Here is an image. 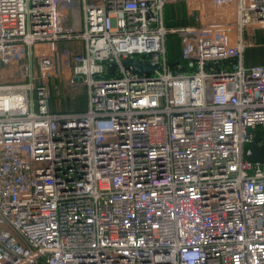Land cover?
Segmentation results:
<instances>
[{
    "label": "built area",
    "instance_id": "2783aa9c",
    "mask_svg": "<svg viewBox=\"0 0 264 264\" xmlns=\"http://www.w3.org/2000/svg\"><path fill=\"white\" fill-rule=\"evenodd\" d=\"M263 26L264 0H0V264H264Z\"/></svg>",
    "mask_w": 264,
    "mask_h": 264
},
{
    "label": "rangeland",
    "instance_id": "374dc122",
    "mask_svg": "<svg viewBox=\"0 0 264 264\" xmlns=\"http://www.w3.org/2000/svg\"><path fill=\"white\" fill-rule=\"evenodd\" d=\"M169 13V23L172 25H177L180 23H191L192 16L189 15V10L186 4L176 3L171 6ZM217 13L226 18L230 14V7L223 6ZM246 36L253 43L251 47L247 50L245 59L247 63H264V26L263 27H252L246 33ZM169 44L171 45L172 56L174 59L179 58L181 43L180 38L177 35H171L169 38ZM1 68V66H0ZM5 71H1V76H5L8 71V67L3 68ZM50 83L52 85L51 93V107L63 110H82L86 108V95L82 88L74 91L69 88L65 83L60 84L56 78H51Z\"/></svg>",
    "mask_w": 264,
    "mask_h": 264
},
{
    "label": "water",
    "instance_id": "95a60500",
    "mask_svg": "<svg viewBox=\"0 0 264 264\" xmlns=\"http://www.w3.org/2000/svg\"><path fill=\"white\" fill-rule=\"evenodd\" d=\"M124 64L131 67L132 71L136 73H152L157 67L149 62H142L138 58L132 57L125 60ZM115 67L116 64L111 66V72L115 69ZM249 158L254 161H262L264 159V150L256 144H253Z\"/></svg>",
    "mask_w": 264,
    "mask_h": 264
},
{
    "label": "crops",
    "instance_id": "0c3cea01",
    "mask_svg": "<svg viewBox=\"0 0 264 264\" xmlns=\"http://www.w3.org/2000/svg\"><path fill=\"white\" fill-rule=\"evenodd\" d=\"M176 3H183V2H182V1H179V2H173V3H169V4H168V6H167V8H166V14H167V18H168V20H169V15H168V14L170 13V12H169V11H170V10H169L170 8H168V7L171 6V5H173V4H176ZM170 14H171V13H170ZM179 57H180V56H179ZM169 58H170L171 61H174V62H177V60H179V58H176V59L173 58L171 48H169Z\"/></svg>",
    "mask_w": 264,
    "mask_h": 264
},
{
    "label": "trees",
    "instance_id": "16d2710c",
    "mask_svg": "<svg viewBox=\"0 0 264 264\" xmlns=\"http://www.w3.org/2000/svg\"><path fill=\"white\" fill-rule=\"evenodd\" d=\"M170 46H171V45L169 44V48H171ZM248 49H249V48H248ZM248 49H247V50H248ZM247 50H246V53H247ZM245 56H246V54H245ZM245 62H246V64H247V65H255V64H260V63L250 64L249 62L247 63V60H246V59H245ZM262 64H263V63H262Z\"/></svg>",
    "mask_w": 264,
    "mask_h": 264
}]
</instances>
